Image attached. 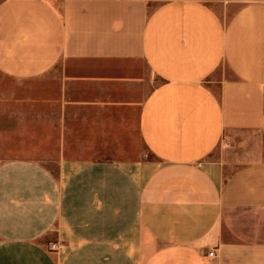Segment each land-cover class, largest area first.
<instances>
[{
	"label": "crops",
	"instance_id": "obj_1",
	"mask_svg": "<svg viewBox=\"0 0 264 264\" xmlns=\"http://www.w3.org/2000/svg\"><path fill=\"white\" fill-rule=\"evenodd\" d=\"M56 65L0 121V264H264V0H0V73ZM71 109L72 145L109 109L151 158L75 163Z\"/></svg>",
	"mask_w": 264,
	"mask_h": 264
},
{
	"label": "rangeland",
	"instance_id": "obj_2",
	"mask_svg": "<svg viewBox=\"0 0 264 264\" xmlns=\"http://www.w3.org/2000/svg\"><path fill=\"white\" fill-rule=\"evenodd\" d=\"M60 71H62L61 67L56 65L49 71L46 78L30 82L17 81L0 73V121L6 117L9 119L14 118L15 120L16 117L24 115L14 111L13 108L17 106L31 104L55 105L56 78ZM44 85L52 90L49 93L41 94L42 86ZM67 116L69 127L66 130V134L69 142L62 145L61 149L71 157H76L78 161L75 163L102 159L128 164L151 158L150 152L140 139L135 118L122 121L118 115L106 109L104 116L107 120H97L96 118L100 117V115L89 113L87 117L91 119L85 121L86 114L83 111L79 114L80 128L77 130L82 134L87 133V138L82 137L79 140H82L83 143L72 145V109L69 110ZM1 131L3 130L0 129ZM8 131L12 133V139L9 140V148H12L14 152H19V149L22 147L31 148V146H22L20 144L19 132L21 130L9 129ZM44 131L46 134L56 133V131L51 129H45ZM39 147L43 149V153L46 156L41 162L49 169L56 171L58 162L48 156H53L57 146L54 144H44ZM3 150L4 146L0 145L1 158L5 156Z\"/></svg>",
	"mask_w": 264,
	"mask_h": 264
},
{
	"label": "built area",
	"instance_id": "obj_3",
	"mask_svg": "<svg viewBox=\"0 0 264 264\" xmlns=\"http://www.w3.org/2000/svg\"><path fill=\"white\" fill-rule=\"evenodd\" d=\"M52 248H54V245H52ZM214 255H215V254H214L213 251H211V252L208 253V256H210V257H213Z\"/></svg>",
	"mask_w": 264,
	"mask_h": 264
}]
</instances>
